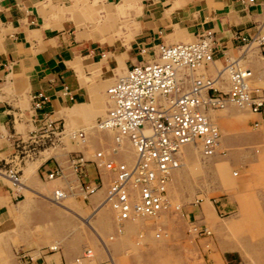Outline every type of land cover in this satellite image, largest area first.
<instances>
[{"label": "rangeland", "instance_id": "1", "mask_svg": "<svg viewBox=\"0 0 264 264\" xmlns=\"http://www.w3.org/2000/svg\"><path fill=\"white\" fill-rule=\"evenodd\" d=\"M126 23L125 19L117 18L99 20L97 29L111 26L113 32L116 31L114 35L122 37ZM259 34L264 35V13ZM235 55L240 56V62L252 71L250 87L264 97V48L252 43L244 47L240 55L239 52ZM218 66L216 63L214 67L222 69ZM198 72L205 73L203 67ZM205 74L214 75L213 72ZM113 81L104 86L103 98L105 88ZM230 109L231 116L250 113L247 109ZM226 112L215 113L219 116L215 123L221 136V147L209 157L203 156L198 147L183 148L181 166L172 175L167 189L170 207L160 220H140L130 229H126L125 224L121 233L112 218L111 210L115 212L104 196L108 180L105 183L102 178L101 182V175L110 179L112 174L101 167L96 168L91 160L97 150L109 152L114 161H120L118 156L124 152L132 154L126 139L121 138L116 143L113 131L102 130L95 124L96 129L110 135L87 129L85 143L71 140L68 131L93 123L89 117H72L61 123L63 132L51 144L34 146L26 142L17 157L0 163L1 173L8 165L16 167L24 187L19 190L22 194L9 203L0 217V264H18L15 254L18 250L31 256L34 253V257L40 256L49 263L51 257L58 261L61 258L63 264H75L74 258L83 250L93 254L92 264H217L216 257L221 264H264V135L242 140L244 133H258V126L247 120L240 123L230 119L222 120L221 127L220 116ZM43 151L51 155L36 169L44 161L57 162L66 172L67 165L71 167L67 159L82 155L85 160L83 173L77 178L82 183L99 184L93 193L97 194V199L92 200L93 194L83 198L71 184L73 189L69 197L59 200V204L51 201L54 183L38 179L36 173L32 176L28 173V164L39 158ZM4 156L0 154V157ZM64 178L65 174L58 187H65L62 184ZM79 181L74 185L78 186ZM0 183L10 185L1 177ZM203 198L208 199L210 205L202 208ZM107 213L111 216L106 220ZM195 225L207 227L211 234L194 236L191 231ZM157 228L161 229L159 237H156ZM55 241L57 244L52 246L57 245V250L49 252L48 247ZM219 244L225 250H220ZM232 245H238L242 251L228 250ZM38 262L39 259L35 263ZM87 263L90 264L84 262Z\"/></svg>", "mask_w": 264, "mask_h": 264}, {"label": "crops", "instance_id": "2", "mask_svg": "<svg viewBox=\"0 0 264 264\" xmlns=\"http://www.w3.org/2000/svg\"><path fill=\"white\" fill-rule=\"evenodd\" d=\"M263 13L264 0H0V154H5V158L0 157V163L12 161L16 156L14 141L25 140L29 133L38 131L44 119L64 124L65 119L72 117H89L93 123L81 130L110 135L94 127L104 116L109 102L106 88L105 98L102 95L104 86L132 65L152 58L158 43L189 42L206 30L211 31L213 61L208 65L212 66L208 68L207 65L203 71L220 75L222 69H216L215 64L223 65L227 56L240 58L235 54L239 52L240 55L250 43L245 46L236 35L248 40L259 34ZM113 18L127 22L122 37L114 35L116 31L113 32L111 26L97 29L99 20ZM220 77L224 78L221 87L225 89L226 76ZM252 78L253 74L248 80L249 85ZM37 93L46 97L40 107H34ZM227 107L219 110H227L220 116L221 127L222 120L233 119L240 123L247 120L256 123L259 132L244 133L241 139L262 138L263 118L251 112L231 116L233 106ZM216 112L211 113L215 125V118L219 117L215 116ZM220 144L221 136L218 148ZM49 155L51 153L43 151L39 158L28 164L30 176L36 173L42 180L46 172L60 167L57 162L44 161L39 167L42 170L36 169ZM118 159L130 164L134 159L133 150L132 154H119ZM67 168L68 171L64 172L60 167L63 176L65 174L62 184L77 187L74 185L76 175L71 167L67 165ZM0 177L8 181L4 176ZM61 178L48 181L54 183L51 193L61 189L62 185L58 187ZM102 178L107 183L105 174L104 177L101 175V182ZM21 194L11 185L0 183V217L9 203ZM91 198L97 199V194ZM49 199L55 204L60 202L54 201L52 196ZM202 200V208L210 205L208 199ZM18 205L17 202L16 209ZM111 214L119 232L112 210ZM111 214H105V219ZM126 224L124 227L130 229L135 223ZM193 228L191 232L195 236ZM54 244L57 241L49 247ZM219 248L225 250L222 244ZM227 249L242 251L238 245ZM49 260L50 264H63L61 258L59 261L53 257ZM215 261L221 264L219 257Z\"/></svg>", "mask_w": 264, "mask_h": 264}, {"label": "built area", "instance_id": "3", "mask_svg": "<svg viewBox=\"0 0 264 264\" xmlns=\"http://www.w3.org/2000/svg\"><path fill=\"white\" fill-rule=\"evenodd\" d=\"M236 37L245 46L255 43L264 48V35L257 34L248 40L241 35ZM213 48L214 38L209 30L189 42L158 43L152 58L132 65L106 87L109 102L104 116L98 119V126L112 130L116 143L121 138L126 139L134 151V159L130 164L114 161L109 152L97 150L91 162L112 174L104 196L119 220L153 216L170 207L166 185L170 171L178 166L180 147L187 143L200 145L204 155H210L216 147L219 133L205 115L207 109L221 108L230 101L264 118V97L246 84L250 70L240 62L241 58L227 56L224 59L221 67L227 77L225 89L221 87L223 78L217 73L213 76L197 73L213 61ZM45 99L37 93L34 107H40ZM62 132L61 122L44 119L38 131L29 133L25 140L14 141L15 157L26 142L34 146L51 144ZM67 133L71 140H84L81 129ZM84 162L79 154L68 159L78 181ZM3 176L12 187L17 186L16 167L4 169ZM61 176L62 170L57 166L42 178L50 180ZM98 187L95 182L79 181L77 189L86 198ZM71 189L66 185L58 192L54 190V196L61 200L62 192L68 196ZM207 233L204 227L197 230L198 236ZM159 234L156 232V236ZM48 250L56 251L57 245ZM15 254L18 264H50L40 256L33 258L28 252L18 250ZM89 256V251L83 250L74 262L80 264ZM37 259L40 262L35 263Z\"/></svg>", "mask_w": 264, "mask_h": 264}, {"label": "bare ground", "instance_id": "4", "mask_svg": "<svg viewBox=\"0 0 264 264\" xmlns=\"http://www.w3.org/2000/svg\"><path fill=\"white\" fill-rule=\"evenodd\" d=\"M250 44H252V43H250ZM243 68H245L244 66H242ZM219 75V74H218ZM226 76V73H225V71L224 70H222V72H221V74H220V76ZM252 77V72L250 71V74H249V76H248V78H247V80H246V84L250 87V85H249V83H248V80L250 79ZM226 81H227V77H226ZM251 88V87H250ZM252 89V88H251ZM229 105H231V106H233V107H235V108H237L238 110H242V109H246L247 107L246 106H244V105H237V104H234V103H232V102H230V101H227L226 102V104L223 106V107H221V108H217V109H207L205 112V115L207 116V118H208V120L211 122V124L213 125V126H215L216 128H217V126L213 123V120H212V118H211V113L212 112H215V111H219V110H223V109H225L227 106H229ZM248 109V108H247ZM249 110V109H248ZM250 111V110H249ZM251 112V111H250ZM252 113V112H251ZM254 114V113H253ZM97 126H98V123H97ZM99 127V126H98ZM100 129H102V130H110V129H104V128H101V127H99ZM217 130H218V128H217ZM110 131H112V130H110ZM84 138H85V136H84ZM74 141H79V140H75L74 139ZM84 141V140H83ZM83 141H79L80 143H82ZM219 142H220V137L218 136V140H217V143H216V147H215V149L218 147V145H219ZM185 146H194L195 148L196 147H198L199 149H200V145H194V144H192V143H187V144H185V145H182L181 147H180V149H179V155H178V159H179V161H178V166L176 167V168H174V169H172L171 171H170V177H169V181H168V183H167V185H166V196H167V189H168V186H169V184H170V181H171V178H172V174H173V172L174 171H176L177 169H179L180 168V166H181V157H182V150H183V148L185 147ZM131 147V146H130ZM132 148V147H131ZM214 149V150H215ZM133 150V149H132ZM134 152V151H133ZM201 152V151H200ZM202 153V152H201ZM212 154V153H211ZM210 154V155H211ZM202 155L203 156H205V157H209V155H204L203 153H202ZM4 175V173L2 174L1 172H0V176H3ZM19 177H20V175H19ZM19 177H18V180H19ZM62 177V176H61ZM60 177V178H61ZM58 178V177H57ZM57 178H52V179H50V180H46V181H51V180H54V179H57ZM69 187V189H71V186L69 185L68 186ZM13 188H15V189H18V190H22V189H24V187H23V184L21 183V181H18V184H17V186H13ZM59 190H60V188H59ZM59 190H56L57 192L59 191ZM98 190V189H97ZM62 192V191H61ZM70 193H71V190H70ZM70 193L68 194V196L70 195ZM51 195H52V199L54 200V201H56V202H58L59 201V199L57 198V197H55L54 196V192L53 193H51ZM65 193H63L62 192V199L61 200H64V198H66V197H68ZM107 203H108V201H107ZM109 204V203H108ZM114 211V210H113ZM166 210H161V211H159L158 213H156L155 215H153V216H133V217H131V218H128V219H124V220H119L118 218H117V215H116V221H117V225H118V230H119V233H120V230L125 226V224L126 223H136L137 221H140V220H146V221H149V222H156V221H158V220H160V218L164 215V212H165ZM115 212V211H114ZM115 214H116V212H115ZM200 227H204V226H199V227H194L193 228V232L195 233V236L197 237L198 236V234H197V230L200 228ZM204 229L205 230H207L205 227H204ZM208 231V233H207V235H205V236H209L211 233H210V231L209 230H207ZM156 232H161V229L160 228H157V230H156ZM160 236V234L158 235V236H156V237H159ZM52 247V246H51ZM89 252H91V251H89ZM93 253V252H92ZM54 254V253H53ZM53 254H50V255H53ZM32 257L34 258V253L32 254ZM91 258H93V256H89V257H87V258H83L80 262V264H84V262L85 261H88V262H90L91 261ZM48 262V261H47ZM49 263V262H48ZM75 264H77V263H75Z\"/></svg>", "mask_w": 264, "mask_h": 264}]
</instances>
